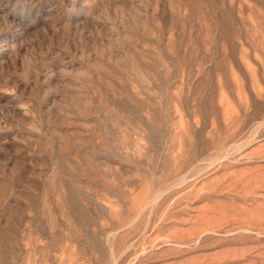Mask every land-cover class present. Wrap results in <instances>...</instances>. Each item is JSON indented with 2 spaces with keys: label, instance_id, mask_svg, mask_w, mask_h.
Segmentation results:
<instances>
[{
  "label": "rangeland",
  "instance_id": "374dc122",
  "mask_svg": "<svg viewBox=\"0 0 264 264\" xmlns=\"http://www.w3.org/2000/svg\"><path fill=\"white\" fill-rule=\"evenodd\" d=\"M0 264H264V0H0Z\"/></svg>",
  "mask_w": 264,
  "mask_h": 264
}]
</instances>
